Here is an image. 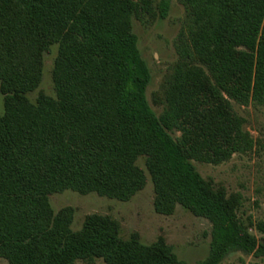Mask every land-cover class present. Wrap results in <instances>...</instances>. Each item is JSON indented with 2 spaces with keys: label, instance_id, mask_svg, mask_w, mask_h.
Here are the masks:
<instances>
[{
  "label": "trees",
  "instance_id": "16d2710c",
  "mask_svg": "<svg viewBox=\"0 0 264 264\" xmlns=\"http://www.w3.org/2000/svg\"><path fill=\"white\" fill-rule=\"evenodd\" d=\"M180 2L178 60L158 117L133 22L164 19L169 0H0V254L11 264H192L162 237L124 240L97 214L75 232L74 210L52 208L50 195L68 189L129 200L146 185L140 157L158 211L171 214L180 203L213 222L211 254L197 264H219L238 246L264 256V240L237 217L236 201L193 164L253 146L231 100L264 106V0ZM55 44L56 97L33 102Z\"/></svg>",
  "mask_w": 264,
  "mask_h": 264
},
{
  "label": "rangeland",
  "instance_id": "374dc122",
  "mask_svg": "<svg viewBox=\"0 0 264 264\" xmlns=\"http://www.w3.org/2000/svg\"><path fill=\"white\" fill-rule=\"evenodd\" d=\"M185 15V7L180 0H169V10L164 19H135L133 22L138 48L151 73L146 98L158 117L166 106L162 100L164 84L178 60L175 44ZM57 54V44L45 54L42 81L28 95L33 102L40 95L56 97L53 69ZM231 102L234 110L244 117V130L252 138L253 146L235 152L219 163L193 160V164L205 181L224 190L226 197L236 201L237 217L249 228L259 244L264 240V106L255 103L242 105L235 100ZM4 110V96L0 91V114ZM170 133L175 138H180L182 134L176 129ZM138 163L145 170L147 181L145 187L129 200L101 196L94 192L82 194L68 189L50 195L53 210L57 213L65 207H71L74 210L71 228L75 232L81 230L87 215L97 214L114 221L120 238L124 240H130L137 234L142 244L150 245L162 237L178 259L192 264L205 261L212 250L213 222L207 217L196 215L180 203L176 204L171 214L158 211L155 207L154 180L146 166L145 157H140ZM0 264L11 263L0 254ZM74 264L107 263L95 257L80 259ZM219 264H264V256L258 251H247L238 246L230 250Z\"/></svg>",
  "mask_w": 264,
  "mask_h": 264
}]
</instances>
